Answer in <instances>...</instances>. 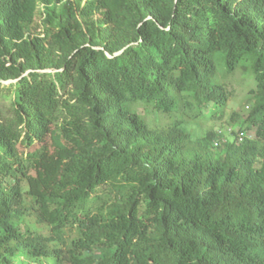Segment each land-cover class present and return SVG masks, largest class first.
<instances>
[{"label":"trees","instance_id":"trees-1","mask_svg":"<svg viewBox=\"0 0 264 264\" xmlns=\"http://www.w3.org/2000/svg\"><path fill=\"white\" fill-rule=\"evenodd\" d=\"M0 264H264V0H0Z\"/></svg>","mask_w":264,"mask_h":264},{"label":"rangeland","instance_id":"rangeland-1","mask_svg":"<svg viewBox=\"0 0 264 264\" xmlns=\"http://www.w3.org/2000/svg\"><path fill=\"white\" fill-rule=\"evenodd\" d=\"M41 12L42 8L38 7V15L41 14ZM40 22L41 16L39 15L37 18L38 25L40 24ZM36 29H38L37 26ZM234 92L235 93L229 102L224 117L221 120L210 122L205 127V131H212L214 133H217L225 142L230 141L233 133H236L238 131V128L230 130L229 119L231 115L233 113H239L241 116L245 117L247 116L249 111L248 106H250V96L248 95L246 90L237 88Z\"/></svg>","mask_w":264,"mask_h":264},{"label":"water","instance_id":"water-1","mask_svg":"<svg viewBox=\"0 0 264 264\" xmlns=\"http://www.w3.org/2000/svg\"><path fill=\"white\" fill-rule=\"evenodd\" d=\"M118 55V54H117ZM46 72H48V73H52L53 71H46ZM11 82L9 81V82H4V84H10Z\"/></svg>","mask_w":264,"mask_h":264}]
</instances>
